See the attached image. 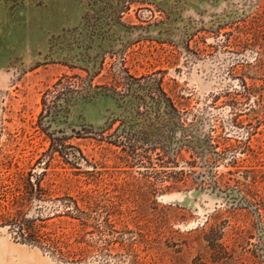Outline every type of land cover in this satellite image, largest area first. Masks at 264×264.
I'll list each match as a JSON object with an SVG mask.
<instances>
[{"label": "rangeland", "instance_id": "1", "mask_svg": "<svg viewBox=\"0 0 264 264\" xmlns=\"http://www.w3.org/2000/svg\"><path fill=\"white\" fill-rule=\"evenodd\" d=\"M104 15L88 0H0V146L20 167L49 162L47 179L56 190L112 204L87 236L92 253L81 263L18 242L5 228L0 246L35 256V264H216L203 231L219 225L228 245L247 250L243 264H260L251 254L257 237L234 242L235 229L250 221L225 212L222 196L210 190L148 196L143 167L127 164L121 148L101 136L112 119L131 111L125 100L101 94L80 100L65 119L60 109L41 116V98L60 76H84L87 66L98 72L94 84L108 86L121 87L127 73L153 75L181 111L202 117L206 127L222 124L242 140L253 132L254 154L240 156L244 166L264 169V104H255L264 91V0H142L120 18ZM51 133L68 136L84 158H51ZM59 226L66 225L47 230L61 233ZM260 244L264 262V237Z\"/></svg>", "mask_w": 264, "mask_h": 264}, {"label": "trees", "instance_id": "2", "mask_svg": "<svg viewBox=\"0 0 264 264\" xmlns=\"http://www.w3.org/2000/svg\"><path fill=\"white\" fill-rule=\"evenodd\" d=\"M139 1L142 0L88 3L99 4L105 11L104 17L112 21ZM93 67L83 69L84 76H60L42 95L41 116L56 114L60 109L67 119L80 100H91L100 94L125 100L131 111L112 119L105 128L107 136H103L105 132L101 136L109 137V143L121 148L125 153L121 158L127 164L143 167L139 173L148 196L182 190H210L222 196L227 204L225 212L250 221L248 226L235 227L234 242L243 244L247 238L257 237L251 254L257 263L264 264L257 251L264 237V169L244 166L246 158L240 156L254 154L249 142L253 132L248 130L242 140V136L233 138L222 124L206 127L202 117L181 111L163 89L161 80L153 75L127 73L121 87L94 84L98 72ZM255 104L258 109L263 106L264 91L259 92ZM115 123L117 126L109 133ZM47 135L51 158L55 153L67 162L71 161L70 155L84 158L79 148L67 143L68 136ZM18 162L14 153L0 146V228L7 229L14 240L37 246L63 261L81 263L88 259L92 242L87 236L99 227L101 210L112 204L102 205L87 192L56 190L47 179L52 174L49 162L41 158L28 168L20 167ZM105 215L104 225L112 228V221ZM58 224L66 225L59 226L64 230L61 233L47 230ZM68 227L69 232H65ZM203 233L213 263L243 264L247 250L238 253L237 248L228 245L223 239V226L212 225Z\"/></svg>", "mask_w": 264, "mask_h": 264}, {"label": "bare ground", "instance_id": "3", "mask_svg": "<svg viewBox=\"0 0 264 264\" xmlns=\"http://www.w3.org/2000/svg\"><path fill=\"white\" fill-rule=\"evenodd\" d=\"M38 261L33 255H28L21 249L0 246V264H35Z\"/></svg>", "mask_w": 264, "mask_h": 264}]
</instances>
